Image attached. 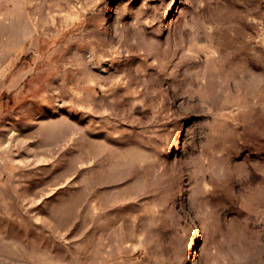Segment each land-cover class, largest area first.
<instances>
[{
  "label": "rangeland",
  "instance_id": "374dc122",
  "mask_svg": "<svg viewBox=\"0 0 264 264\" xmlns=\"http://www.w3.org/2000/svg\"><path fill=\"white\" fill-rule=\"evenodd\" d=\"M262 179L264 0H0V264H264Z\"/></svg>",
  "mask_w": 264,
  "mask_h": 264
},
{
  "label": "clouds",
  "instance_id": "9594fccd",
  "mask_svg": "<svg viewBox=\"0 0 264 264\" xmlns=\"http://www.w3.org/2000/svg\"><path fill=\"white\" fill-rule=\"evenodd\" d=\"M238 194L241 195L243 199L247 200L252 195V191L250 190L248 192H243V193H238ZM260 198H261V201L264 202V179H262L261 185H260Z\"/></svg>",
  "mask_w": 264,
  "mask_h": 264
}]
</instances>
